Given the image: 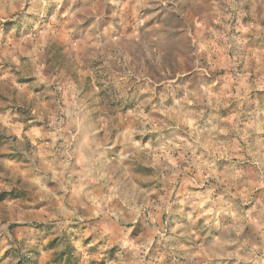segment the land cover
Masks as SVG:
<instances>
[{
    "label": "clouds",
    "instance_id": "9594fccd",
    "mask_svg": "<svg viewBox=\"0 0 264 264\" xmlns=\"http://www.w3.org/2000/svg\"><path fill=\"white\" fill-rule=\"evenodd\" d=\"M0 134V264H264V0H0Z\"/></svg>",
    "mask_w": 264,
    "mask_h": 264
},
{
    "label": "rangeland",
    "instance_id": "374dc122",
    "mask_svg": "<svg viewBox=\"0 0 264 264\" xmlns=\"http://www.w3.org/2000/svg\"><path fill=\"white\" fill-rule=\"evenodd\" d=\"M22 80H24L25 78H21ZM25 132L28 131V129H24ZM14 136L16 135H19V133H13ZM4 139V134H0V141H3ZM19 163V161H18ZM3 166L0 165V168H2ZM13 171L16 172L18 174V178L19 180L24 183V184H27L29 183V181H26L25 180V175L20 171L19 168L17 167H13ZM0 191H6V190H0ZM22 192H27V188H23L21 189ZM25 206L27 208H29L30 210H34L36 213H37V219H36V222L37 223H44L45 222V219L47 218V209L45 208H42V207H39V203H42V202H37V203H33V201L31 199H25Z\"/></svg>",
    "mask_w": 264,
    "mask_h": 264
}]
</instances>
